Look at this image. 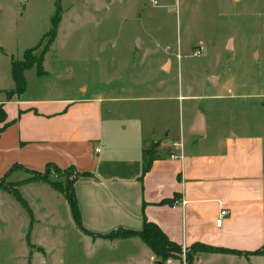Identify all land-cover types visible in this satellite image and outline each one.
<instances>
[{
	"label": "crops",
	"instance_id": "0c3cea01",
	"mask_svg": "<svg viewBox=\"0 0 264 264\" xmlns=\"http://www.w3.org/2000/svg\"><path fill=\"white\" fill-rule=\"evenodd\" d=\"M111 5L123 10L126 1L114 0ZM136 42L139 48L143 46L142 41ZM171 65L166 60L160 68L168 72ZM24 79L22 92L8 95L13 86L4 95L3 90L0 93L7 121L0 132V178L27 169V175L18 174L13 180L19 182L32 174L30 171H45L49 164L60 169L72 167L75 173H89L73 183L85 229L97 234L140 230L145 217L182 248L199 243L241 252H197L192 264H264V255L244 254L264 243V129L257 134L249 130L250 122L230 124L227 119L233 112L217 103L220 99L249 98L250 94L231 97L188 92L174 96L188 103L184 112L181 108L173 130L170 125L154 126L152 116H144L142 108L128 115L112 105L143 101L144 96L87 95L84 86L78 87V96L54 90L33 95L27 93ZM208 79L217 85V78ZM199 99L211 101V105L199 108L194 103ZM197 121L199 133L194 130ZM150 142L157 145L161 158L153 160L142 176L141 150ZM21 185L27 186L26 203L34 220L1 188L0 210L13 199L27 213L24 241L33 243V225H58L59 214L69 224L73 222L67 201L47 182L38 179ZM175 200L185 204L174 205ZM35 209H40L42 216ZM223 209L227 214L217 226L215 220ZM112 241L134 248L137 264H156L157 258L138 237ZM22 248L24 256L25 245ZM33 254L37 255L27 244V256ZM169 260L165 264H186L183 256Z\"/></svg>",
	"mask_w": 264,
	"mask_h": 264
},
{
	"label": "rangeland",
	"instance_id": "374dc122",
	"mask_svg": "<svg viewBox=\"0 0 264 264\" xmlns=\"http://www.w3.org/2000/svg\"><path fill=\"white\" fill-rule=\"evenodd\" d=\"M125 1L126 8L122 10L111 5L114 0H59L62 14L56 37L43 54L42 69L46 72L36 76L34 67L24 71L27 93L54 90L78 96L81 95L78 87L84 86L87 95L144 96L143 101H119L112 105L122 114L129 112L128 115H135L131 113L142 108L144 116H152L154 126L161 129L162 125H170L173 130L177 129L181 108L184 112L188 103L178 97L173 99L174 96L188 92L231 97L250 94L249 98L220 99L217 103L233 112L227 119L230 124L250 122L252 133L263 132L264 0ZM55 2L0 0L2 95L14 86L11 60L22 59L25 52L29 56L41 54L48 39L40 38L50 27ZM135 41H142L143 46L136 47ZM197 51L200 52L195 55ZM166 60L172 64L168 72L160 68ZM164 69L167 71V66ZM209 76L217 78L216 86L211 84ZM194 103L199 108L211 105V101L202 99ZM243 111L247 114L242 115ZM26 172L18 174L27 175ZM35 173L36 178L30 174L23 181L38 180L41 176L45 182L44 176L64 186L73 177V173ZM18 174L1 178L0 183L4 181V186L12 187ZM17 189L27 202V186ZM11 201V204L6 201L0 210V264H137L139 261L133 254L134 248L112 241L121 238L119 235L90 238L73 222L64 220L63 214L58 215V225H33V243L24 241L27 213ZM29 211L34 220L33 210L29 208ZM35 211L42 216L40 209ZM27 244L37 255L27 256ZM188 252V248H181L165 262L184 257Z\"/></svg>",
	"mask_w": 264,
	"mask_h": 264
},
{
	"label": "trees",
	"instance_id": "16d2710c",
	"mask_svg": "<svg viewBox=\"0 0 264 264\" xmlns=\"http://www.w3.org/2000/svg\"><path fill=\"white\" fill-rule=\"evenodd\" d=\"M61 14H62V9H61L60 2L59 0H56L54 13L50 17V27L40 38L41 40L46 37L48 39L40 55L29 56L27 52H25L22 59L20 60L12 59L11 60L10 72H11V78L14 82V88L7 92L8 95L11 93H20L24 90L25 79H24L23 73L25 70H28L34 67L36 69L35 70L36 74L41 75L44 73V70L42 69L43 54L44 52H46V49L48 48V46H50V44L54 41L56 37L57 28L61 20ZM6 124H7L6 113L0 106V132L3 130ZM158 158H161V155H160V152L156 144H153L152 142H150L148 143V145L143 146L141 150L142 176L149 170L152 161ZM24 170L27 171V169H24ZM61 170L62 169H60L56 165L49 164L47 165L45 169V173H49L50 171L53 172L54 174H59V175L73 173L72 179L67 181L64 184V186L61 185L60 183H55L53 181L47 180L44 176H42V178L45 179V182H47L53 190H55L56 192H58L65 198V200L67 201L69 205L71 217H72L74 224L84 234L91 236V237H103V238H112L118 235L121 238L138 237L155 255V257L157 258L156 264H165V260L168 257H170L174 253L179 252L180 249L182 248L180 245L169 240L168 237L165 235V233L155 223L148 221L145 217L143 218V224L140 230L118 229L116 231H111L110 233H107V234H97V233H93L85 229L81 225L79 211L77 207V201H76L74 190H73V183H74L75 178L79 176H87L89 175V173L87 172L75 173L72 167L65 168L63 169V171ZM30 172L34 174L33 178L37 177V174L35 173V171H30ZM7 175L8 173L4 177H6ZM40 177L38 178L41 179ZM22 182L23 181L16 182L12 184V187L10 186L8 187V186H4L3 185L4 181H2L0 183V188L3 191L11 194L19 202V204L30 213L26 201L22 198L21 194L19 193L17 189L18 186ZM188 249H189V252L186 253L184 256L186 264L193 263L194 255L197 252H220V253L241 254L240 251L230 250V249H221V248H216V247L199 244V243L193 244ZM244 254L245 255H264V243L260 248L252 252H248ZM176 258H179V257H176Z\"/></svg>",
	"mask_w": 264,
	"mask_h": 264
},
{
	"label": "built area",
	"instance_id": "2783aa9c",
	"mask_svg": "<svg viewBox=\"0 0 264 264\" xmlns=\"http://www.w3.org/2000/svg\"><path fill=\"white\" fill-rule=\"evenodd\" d=\"M200 51H197V52H195V55H197L198 53H199ZM96 151H98L99 149L98 148H96L95 149ZM171 157H174V155H170ZM185 204V201L184 200H175L174 201V205H177V204ZM227 214V211L225 210V209H223V210H221L220 212H219V215H218V217L216 218V220H215V224L217 225V226H219L220 224H221V220H222V217L223 216H225ZM170 261V260H169Z\"/></svg>",
	"mask_w": 264,
	"mask_h": 264
},
{
	"label": "water",
	"instance_id": "95a60500",
	"mask_svg": "<svg viewBox=\"0 0 264 264\" xmlns=\"http://www.w3.org/2000/svg\"><path fill=\"white\" fill-rule=\"evenodd\" d=\"M135 46L138 47V48L140 47L138 42L135 43ZM199 129H200V123H199V121H197L196 124H195V129L194 130H195V132L199 133Z\"/></svg>",
	"mask_w": 264,
	"mask_h": 264
},
{
	"label": "bare ground",
	"instance_id": "6f19581e",
	"mask_svg": "<svg viewBox=\"0 0 264 264\" xmlns=\"http://www.w3.org/2000/svg\"><path fill=\"white\" fill-rule=\"evenodd\" d=\"M229 44H230V43H229ZM229 44H228V45H229Z\"/></svg>",
	"mask_w": 264,
	"mask_h": 264
}]
</instances>
